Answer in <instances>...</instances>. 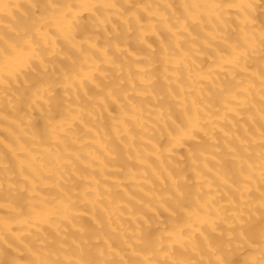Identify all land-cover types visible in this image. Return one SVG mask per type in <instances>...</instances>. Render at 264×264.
<instances>
[{
  "label": "bare ground",
  "instance_id": "obj_1",
  "mask_svg": "<svg viewBox=\"0 0 264 264\" xmlns=\"http://www.w3.org/2000/svg\"><path fill=\"white\" fill-rule=\"evenodd\" d=\"M0 264H264V0H0Z\"/></svg>",
  "mask_w": 264,
  "mask_h": 264
}]
</instances>
